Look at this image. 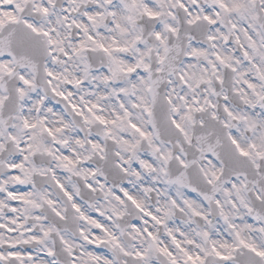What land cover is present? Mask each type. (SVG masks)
<instances>
[{
    "label": "snow or ice",
    "instance_id": "obj_1",
    "mask_svg": "<svg viewBox=\"0 0 264 264\" xmlns=\"http://www.w3.org/2000/svg\"><path fill=\"white\" fill-rule=\"evenodd\" d=\"M0 264H264V0H0Z\"/></svg>",
    "mask_w": 264,
    "mask_h": 264
}]
</instances>
